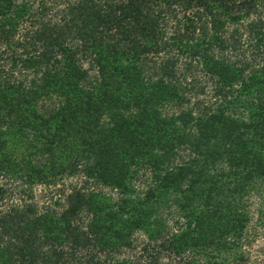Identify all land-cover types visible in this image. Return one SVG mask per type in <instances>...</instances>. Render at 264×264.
<instances>
[{
    "label": "trees",
    "instance_id": "16d2710c",
    "mask_svg": "<svg viewBox=\"0 0 264 264\" xmlns=\"http://www.w3.org/2000/svg\"><path fill=\"white\" fill-rule=\"evenodd\" d=\"M3 180L63 183V204L7 202L0 184V264H248L264 0H0Z\"/></svg>",
    "mask_w": 264,
    "mask_h": 264
},
{
    "label": "rangeland",
    "instance_id": "374dc122",
    "mask_svg": "<svg viewBox=\"0 0 264 264\" xmlns=\"http://www.w3.org/2000/svg\"><path fill=\"white\" fill-rule=\"evenodd\" d=\"M88 65H86L87 68ZM95 71H90V78L95 77ZM144 179H139L136 182L137 188L139 190L144 189L143 183ZM71 183L67 182L66 184H75L80 183L79 179H72ZM75 182V183H74ZM0 184L6 186V195L5 200L11 203H20L21 201H33L38 206L42 207H52L57 208L55 206L56 202H59L60 205L63 204V193L58 191L60 187L48 189L42 185H37L33 188V192L28 195V193H22L19 191L20 187L15 183L7 180H3ZM100 190V189H98ZM138 190V189H137ZM105 194L114 198L117 194L112 192L111 190L105 189ZM118 196L115 197L117 199ZM246 206L247 211L250 215V223L247 228L246 237L244 240L243 252L246 253L247 256L250 257V262L248 264H257L264 258V181L258 182L255 186L254 191L246 198ZM175 209H166L165 214L162 216L166 222L164 223V227L166 232H168V236L175 232L174 223L180 217ZM171 232V233H170ZM148 242V237L143 232H136L133 236V250L130 252L129 260H133L139 258L141 256L140 249L144 243ZM127 254L121 255L123 258L128 256ZM162 264H197L188 257H176L174 255H167L166 253L163 256ZM202 264V263H199ZM227 264H232L228 262ZM235 264V262H234Z\"/></svg>",
    "mask_w": 264,
    "mask_h": 264
}]
</instances>
